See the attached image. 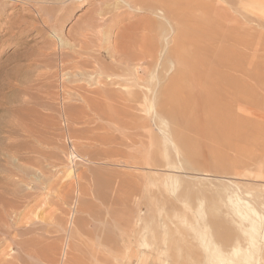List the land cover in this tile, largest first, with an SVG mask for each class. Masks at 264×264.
Wrapping results in <instances>:
<instances>
[{"label": "rangeland", "instance_id": "1", "mask_svg": "<svg viewBox=\"0 0 264 264\" xmlns=\"http://www.w3.org/2000/svg\"><path fill=\"white\" fill-rule=\"evenodd\" d=\"M0 1V196L7 205L16 198L11 204L18 206L17 228L0 235V263L18 255L12 239L44 233L65 249L56 264H202L190 230L199 210L228 230L222 240L229 245L241 229L228 210L227 190L264 213V0H204L210 12L195 11V28L208 17L212 23L203 27L209 37L197 41L210 72L182 92L199 102L210 96L239 119L223 137L207 126L177 124L158 106L178 69L170 54L177 26L161 9H135L122 0ZM42 4L67 12H38ZM215 7L222 10L212 14ZM109 10L126 12L108 22L109 34L118 33L121 46L142 58L134 59L139 82L133 65L130 71L113 65L103 46L77 50L56 39L58 31L78 42L85 22ZM149 20L163 28L153 31ZM144 57L156 61L149 66ZM112 77L121 83L105 85ZM140 87L149 99L131 102ZM130 102L133 107L122 106ZM185 136L193 150L180 141Z\"/></svg>", "mask_w": 264, "mask_h": 264}, {"label": "bare ground", "instance_id": "2", "mask_svg": "<svg viewBox=\"0 0 264 264\" xmlns=\"http://www.w3.org/2000/svg\"><path fill=\"white\" fill-rule=\"evenodd\" d=\"M122 1L125 2L127 4V6L129 5V7H131V8H135L136 6H138V8H141L144 10H150V11H153L156 8H159L163 11V14L166 15V17L174 20V22L176 23L175 25L177 26V35H176V38L174 41V45L171 48L170 54H171V58H173L176 61L177 65H178V69H177V72H176L173 80L171 81V83L167 86L166 89L164 88L165 90L162 93L163 98H162V100L159 101L160 103L158 106H160L162 108L163 113L166 111L167 112L166 114L170 115L172 117V119H174L177 124H181L184 127L194 128L193 126H195V128H197V127L198 128H205L207 126V128L209 130H211L213 128L214 131H216L218 134H221V136L222 135L229 136L235 130L236 125L241 123L239 121V119H234L233 117H231L230 112L227 111L226 108L223 109V107L222 108L218 107V105L215 103V101L210 96L208 98H206L205 100L203 99L204 102H202V100H201V102H199V99L195 95H193L194 98H192L193 96L184 94L182 92L183 86H185L187 83L194 81L196 78H201V79L205 78V77L207 78V76H206L208 73L207 70L210 72V70L208 69V68H210L209 67L210 62L208 60L209 56H208V59L204 56L205 55V53H204L205 51L203 52L204 47H202L201 44L198 45V43H197V41L200 39L202 40V38L204 36L208 35L207 37H209L208 31L210 30L209 28L212 27V26L209 27L210 24H212V23H209V24L207 23V21H209L208 20L209 17L207 18V21L205 19L202 20L199 28H195V11L200 9L199 11L203 12L204 14L205 13L208 14L210 12L209 9L207 8V6L205 5L206 3H203L204 0H202V2H201L203 4L200 3V5H197V4H199V2L195 3L196 1H200V0H196V1L195 0H122ZM195 4L197 5L196 7H195ZM42 5L41 6L38 5V6H40V7H38L39 8L38 12H40V10H41L43 12L45 11L46 14L50 13L53 9L56 10V8H59L54 4L53 5L52 4L51 5L45 4L43 6ZM60 8L63 12H65V11L67 12L66 8H62V7H60ZM60 8L58 9L59 11H60ZM110 10H109V12H110ZM221 10H222L221 7H215L214 11H212L213 12L212 14H216L217 12H220ZM114 12L112 11V12H110V14H108L106 16L97 14L98 17H93L91 20H87L85 22V25H83L84 27H82V31L79 33V35H77V36H79L78 42H75L77 37L73 38L72 39L73 41L69 42L70 41V39H69V41L67 42L66 38L62 34L58 33V31H56V32L54 31L56 33V35H55L57 37L56 39H58L61 46L62 45H70V46H73L72 48H75V47L78 48L77 50H80L81 47L86 49V46H87L86 44L91 45L92 47L89 46L91 49H93V47H96L99 51H100V48H102V46H103L105 49L107 57L110 58L111 63L113 65H116L117 67H120V68L126 69L127 71H130V66L132 64L134 67V70H135L134 71V77H135V79H137V82H139L140 81L139 79L142 77L141 76L142 74L138 73V69H137L138 65H137V63H134V61L137 60V58L138 59H142V58L136 57L134 54H132L131 52L128 51L129 49H127V47L121 46V44L119 43V40H118L120 38L118 33L109 34V33H111L109 30L111 28V26L108 24V22L116 21L120 15H123L124 13L126 14L125 10L122 12L118 11V13H114ZM96 13H98V12H96ZM207 14H205V15H207ZM58 19L61 20V16H59ZM149 22H150V20H149ZM206 25L207 26L209 25L208 26L209 30H207V31L205 30ZM203 27H205V28H203ZM149 28L152 29L153 31L161 30V28H163V25L160 21L152 20L150 22ZM162 35H164V34L162 33ZM90 36L91 37L93 36V38H91L93 40L90 39ZM81 41L83 42V44H82L83 46L80 45ZM203 41H205V40H203ZM123 46H126V45H123ZM153 46H154L153 47L154 50L159 48V45H158V43L156 44V42H155V45L153 43ZM104 49H103V51H104ZM206 49H207V47H206ZM207 52H208V50H207ZM207 52H206V55L208 54ZM99 54H101V53H99ZM154 54H153V56H154ZM210 57L213 58L211 55H210ZM143 59H145V57ZM147 59H145L143 63H145L147 65L151 64L153 59L152 60L151 59L147 60ZM154 59L155 60H153V62L156 61V57ZM211 61H213V60H211ZM95 62L100 67V68H97V70H101L102 69L101 65L99 64L97 59H95ZM222 62H224V61L222 60ZM162 65H163V63H162ZM139 66H141V65H139ZM149 66H151V65H149ZM211 67H212V65H211ZM142 70L144 73L145 68H143ZM102 71L106 72L105 69L104 70L102 69ZM110 75H114V73L111 72ZM116 75H118V74H116ZM118 76H120V75H118ZM206 78H205V80L207 81ZM222 78H224V77H222ZM117 80H118L117 78L115 79L114 77H112L109 80H106L104 82V84L105 85H113L115 83L120 84L121 81L120 80L117 81ZM229 80H233V79H229ZM229 80L227 79V81L229 83H231ZM225 82H226V77H225ZM236 82L238 83L237 85H240L239 84L240 82H238V80ZM236 82H234V83H236ZM110 90L111 91H117V92H123L122 90L117 89V88H111ZM237 90H239V89H237ZM128 91H130V90H128ZM148 91L149 90H144L143 87L141 89H137L135 91H132L133 94L134 93L135 94H134L131 102L139 101L141 96L144 97V99H143L144 101L148 100L149 99L148 98L149 97ZM132 92H131V94H132ZM102 93H103V91H102ZM156 96H157V94H156ZM131 102L128 105H127V103L126 104L122 103V106H132ZM155 102H157V101H155ZM146 103H148V101ZM156 104H158V103H156ZM202 107L207 112V114H205V117H203V116L199 117V116H197L198 114L196 115V113L198 112L197 109H200ZM148 109L150 110V108H148ZM149 110H147V111H149ZM155 113H156V111H155ZM155 117H156L155 118L156 121H157V119H159V121H160V122H158L159 124L164 123L163 117L161 116V114L160 115L156 114ZM198 117H199V119H198ZM199 130H201V129H199ZM165 137H166L165 139H167V136H165ZM179 137L180 136H178V138ZM184 138H186V136L181 137V140L180 139L179 140L182 143H184V145L187 147V149L193 150V148L195 146L194 142L191 139L188 140L187 139L188 137L186 139H184ZM169 140H171V139H169ZM170 142H172V141H170ZM167 146H168V144H167ZM173 147H174L175 152L179 153V148L176 145H173ZM196 151L193 152V154L195 153V155H197ZM17 157L18 156H16V158ZM16 160H18V158ZM175 167L176 166L171 165L170 166L171 169L170 168L169 169L176 171ZM12 182L15 183L14 181H12ZM3 184H4V182H3ZM3 188H5V187H3ZM235 191L234 190L233 191L227 190V196L226 197H227V204L232 209L231 210L230 208H228V210L235 214V215H233L231 213L233 215L232 217L235 216L237 218L236 220H238V222H239L238 224H240L241 234H239L240 235V237H238L239 240H237L236 242H234L233 244H230V245L228 243L229 240L223 241L222 238L228 235V233H229L228 230L226 229L227 233H226V231H224L223 228H222L223 231L219 230L220 227L217 226L216 221L214 222V224L212 226L210 223V220H208V216H207L208 214H206V212H204L205 208H204V210H202L203 208L201 210H199L198 211L199 213L197 212L199 220L196 223L194 222V224L192 222L193 226L190 227V230L193 229L192 234H194V236H195L194 239H196V243L198 241L199 244L197 243V245H200L202 250L200 248L199 249L201 251H203V256L201 258L202 264H264V213H263V210L262 209L260 210L258 207L255 206V204L252 205L250 203V201L243 200L237 193H235ZM1 194H2V192H1ZM11 194H12V192H11ZM13 194H12V196H13ZM4 195L5 194H3V196ZM1 196H0V235L6 236L7 230L9 228H15L16 227L15 223H17V222L14 221L13 218L14 217L16 218L18 215L17 214V212H18L17 211L18 210L17 205L19 204L18 203L19 200L17 201V203H18L17 205L13 203L17 207H15V206L13 207L11 203L14 200H16V198L10 199V200H13V199L14 200L12 202L10 201V205H7V203H5L2 200L3 197L1 199ZM13 197H15V194ZM17 198H19L18 195H17ZM7 199L9 200V198H7ZM8 200H5V201H8ZM9 218H11L10 222H9ZM15 220H17V219H15ZM219 223L220 222H218V224ZM221 225H219V226H221ZM17 226H18V224H17ZM18 229H19V227H18ZM10 231H13V229ZM22 231H23V233L28 234L29 231H32V229L30 227L26 226L25 228H23ZM19 234H20V232H19ZM34 234H36V237L32 236L31 238H25V239H23V237H22L21 240L12 239V242H15V244L19 245L18 255L12 256L13 260L12 261H5V264H56V262L58 261L57 256L61 253V250L64 254L66 253L65 249L64 248L61 249V247L58 244L47 242L50 238L48 235H46L44 233H34ZM9 238H11V237H8V239ZM59 239H61V238L59 237ZM1 241H5V240L2 239ZM98 241L102 242L103 240L101 239Z\"/></svg>", "mask_w": 264, "mask_h": 264}]
</instances>
